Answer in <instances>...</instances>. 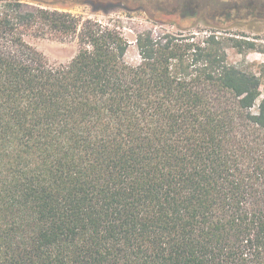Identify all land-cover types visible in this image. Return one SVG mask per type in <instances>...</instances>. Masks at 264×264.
Here are the masks:
<instances>
[{"label": "trees", "instance_id": "obj_1", "mask_svg": "<svg viewBox=\"0 0 264 264\" xmlns=\"http://www.w3.org/2000/svg\"><path fill=\"white\" fill-rule=\"evenodd\" d=\"M77 40L51 65L27 37ZM0 0V264H264V94L242 39Z\"/></svg>", "mask_w": 264, "mask_h": 264}, {"label": "rangeland", "instance_id": "obj_2", "mask_svg": "<svg viewBox=\"0 0 264 264\" xmlns=\"http://www.w3.org/2000/svg\"><path fill=\"white\" fill-rule=\"evenodd\" d=\"M30 7L68 11L118 26L129 41L125 59L138 64L139 33L216 32L243 41L241 51L229 48V61L256 73L264 94V0H21ZM51 65L69 63L78 51L77 40L27 37Z\"/></svg>", "mask_w": 264, "mask_h": 264}]
</instances>
